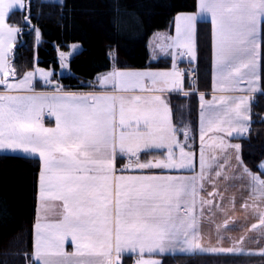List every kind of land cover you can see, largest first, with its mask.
<instances>
[{"label":"snow or ice","instance_id":"obj_1","mask_svg":"<svg viewBox=\"0 0 264 264\" xmlns=\"http://www.w3.org/2000/svg\"><path fill=\"white\" fill-rule=\"evenodd\" d=\"M25 8V0H0V151L39 158L30 264H121L125 254L135 264H160L151 257L241 253L243 237L228 248L201 246L200 218L213 201L201 199L200 193L206 181L215 186L216 178L229 179L225 165L209 156V150H234L238 178H247L249 198L264 202V161L259 174L254 173L243 162L241 145L229 140L249 131L251 104L262 91L264 0H197L195 13L175 17V36L156 45L171 56V70L114 67L97 76L86 93L60 85L35 92L36 75L46 88L52 83V73L39 68L9 82L16 77L10 56L22 28L9 25L6 18ZM30 8L28 0L25 26L30 25ZM205 17L211 22L212 98L199 96L197 157L191 124L179 109L177 126L165 96L189 95L177 61L185 55L189 63L196 60L194 35ZM33 30L39 42L41 33L29 28ZM59 58L61 68H67L64 54ZM109 58L114 60L111 53ZM45 115L54 117V127L44 126ZM142 154L151 158L142 160ZM118 160L126 163L118 167ZM259 225L264 226V211ZM68 242L71 252L65 251ZM248 254L264 257V249Z\"/></svg>","mask_w":264,"mask_h":264},{"label":"trees","instance_id":"obj_2","mask_svg":"<svg viewBox=\"0 0 264 264\" xmlns=\"http://www.w3.org/2000/svg\"><path fill=\"white\" fill-rule=\"evenodd\" d=\"M25 3L23 11L12 12L6 21L22 28L11 55L15 78L37 67L52 71L53 79L65 91L78 92L89 90L94 78L112 67L168 68L167 56L149 62L147 42L154 33L168 29L176 15L196 11V0H62V5L55 2V8L51 6L54 2L31 0L30 25L25 26L28 0ZM30 27L41 33L38 44ZM70 44H79L80 50L68 60L70 75L63 76L58 51H67ZM196 47L195 89L208 92L212 85L210 23L197 24ZM110 53L114 60L109 58ZM260 77L262 93L251 104L249 131L232 140L241 145L243 162L255 173H259L258 166L264 160V58ZM170 104L177 126V110L183 109L184 120L196 136L197 98L172 96ZM39 167L33 157L0 154V264H30ZM159 260L160 264H264V257L253 255H175ZM121 264H134V259L122 257Z\"/></svg>","mask_w":264,"mask_h":264},{"label":"crops","instance_id":"obj_3","mask_svg":"<svg viewBox=\"0 0 264 264\" xmlns=\"http://www.w3.org/2000/svg\"><path fill=\"white\" fill-rule=\"evenodd\" d=\"M197 3V0H196ZM26 4V3H25ZM14 11H23V10H13ZM197 11V9H196ZM195 11V12H196ZM11 12V13H12ZM193 12V13H195ZM10 13V14H11ZM9 14V15H10ZM177 16V15H176ZM175 16V17H176ZM9 17V16H8ZM6 18V21L8 19ZM174 19L170 23V26L168 29L156 32L154 33L150 39L147 42V48H148V54H149V62L155 63L165 55L161 54L159 50L156 48V45L159 43L164 42V38L166 37H174L175 36V23ZM199 22H208L211 25L210 17L201 18ZM198 22V23H199ZM197 28V26H196ZM211 41H212V34H211ZM149 42H151V47L149 48ZM194 44H195V50L196 47V32L194 35ZM166 63L168 64V68L165 69H145V70H151V71H168L171 70L172 67V60L171 56L166 57ZM196 64V60L193 62ZM114 67H112L109 71H106L104 73H101L97 76L105 75L111 71H113ZM117 69V68H116ZM117 70H123V69H117ZM50 72V70H49ZM51 87L46 88L44 86V82L40 79V77H35L33 80V86L35 92H44V91H54V83H57L53 79V72L51 71ZM260 73V69H259ZM60 75L66 76L70 75V72L67 70L64 73L60 72ZM97 76L94 78L92 83H90V89L87 91H81V92H89L93 90L92 84L96 81ZM23 78H15V79H9V82H17L19 79ZM211 79H212V62H211ZM59 85V83H57ZM187 81L184 77V90L185 92H188V96H195L197 98V101L199 103L198 105V116H197V135L195 136V145L197 148V157H198V149H199V111H200V100L199 96L201 94L205 95V98L207 100H211L212 98V85L211 90L208 92H198L195 88H189L187 86ZM246 86V85H243ZM261 87V86H260ZM96 88H99L98 83L96 84ZM1 91V90H0ZM260 93L255 94H261ZM237 95H240L237 93ZM172 96H181V97H188L183 95H178L176 93L171 94V96L166 95L165 98L170 101V97ZM171 105V104H170ZM43 123L45 127H54L55 126V119L54 117H49L48 115H45L43 118ZM248 132L244 133L243 136H233L229 138L230 143L237 144L235 142H232L233 139H239L241 137H244ZM0 154L3 155H12V156H22V157H30L26 156L20 152L12 153L9 151H0ZM209 156L216 155L219 159V162L221 164H224V174L229 177V179L225 180L222 177L216 178L215 180V186H213V183L211 181H206L204 185V190L200 193V198L204 200L212 199L213 206L211 210L209 208L205 207L203 210V216L200 218L199 223V243L201 246L205 249H211L216 247H232L235 242H238L243 237V242L239 244L238 246L243 250L241 253H234V254H223V253H210V252H197L194 254H181L177 252L176 254L167 253L162 256H175V255H249L248 253H256L259 252V250L264 249V226L259 225V215L261 211H264V202L262 201H253L249 198V189L247 187V178L239 179V169L237 168V162L235 160V151L229 150L226 154H220L218 151L209 150L208 152ZM39 161L38 157H33ZM151 157H148V155H141L142 160L150 159ZM264 161V160H263ZM126 163L125 160H118L117 165L118 167L123 166V164ZM260 165V164H259ZM197 170H199L197 168ZM255 173V172H254ZM259 174V173H257ZM214 177V172H213ZM37 188H38V182H37ZM209 192H215L216 195L214 197H209ZM245 203L249 204L250 207L244 208L242 207ZM256 204L257 207H251V205ZM199 209L197 210V214L199 215ZM225 222H227V226L225 227ZM35 223V222H34ZM256 224L258 227L253 230L252 225ZM65 251L71 252L72 246L70 242L66 243L65 245ZM159 254L153 255L154 259L159 260V257H162ZM253 256H260L258 254ZM123 257H132L130 254H125ZM133 258V257H132ZM145 258H149L147 254H145ZM55 259V258H53ZM134 259V258H133ZM160 261V260H159ZM135 264V259H134Z\"/></svg>","mask_w":264,"mask_h":264},{"label":"rangeland","instance_id":"obj_4","mask_svg":"<svg viewBox=\"0 0 264 264\" xmlns=\"http://www.w3.org/2000/svg\"><path fill=\"white\" fill-rule=\"evenodd\" d=\"M47 1H50V2H60V0H47ZM18 36V35H17ZM41 41V37H40V40H39V42ZM16 42H17V39H16ZM35 42H36V44H38L39 42H37V40H36V36H35ZM14 47H15V44H14V46H13V49H14ZM148 47L150 48L151 47V42H149V45H148ZM80 50V45L79 44H70L69 45V47H68V50L67 51H58V60H59V62H60V58H59V54L60 53H63L64 54V56L66 57V60H67V64H68V60L71 58V56L73 55V54H75L76 52H78ZM112 54V56H113V53H111ZM10 61H11V56H10ZM61 64V63H60ZM37 67H35V68H33L32 70H30V71H35V69H36ZM40 69V68H39ZM42 70H44V69H42ZM67 70V68H61L60 69V72L61 73H64L65 71ZM131 69H123V70H121V71H130ZM30 71H27V72H30ZM44 71H47V72H49V70H44ZM167 71V70H166ZM26 72V73H27ZM51 72V71H50ZM25 74H23L22 76H24ZM21 76V77H22ZM35 77H39L38 75H36ZM34 77V78H35ZM22 79V78H21ZM183 83H184V81H183ZM0 90L2 91L3 90V86L0 88ZM166 99V98H165ZM179 124H180V121H179ZM183 137H182V134H181V136H179L178 137V139H182Z\"/></svg>","mask_w":264,"mask_h":264},{"label":"built area","instance_id":"obj_5","mask_svg":"<svg viewBox=\"0 0 264 264\" xmlns=\"http://www.w3.org/2000/svg\"><path fill=\"white\" fill-rule=\"evenodd\" d=\"M190 58L186 55L182 58H179L177 63L178 67L185 73V78L191 88L194 87V85L197 82V71L194 68V63H189Z\"/></svg>","mask_w":264,"mask_h":264},{"label":"water","instance_id":"obj_6","mask_svg":"<svg viewBox=\"0 0 264 264\" xmlns=\"http://www.w3.org/2000/svg\"><path fill=\"white\" fill-rule=\"evenodd\" d=\"M58 85L57 83H54L53 86Z\"/></svg>","mask_w":264,"mask_h":264},{"label":"bare ground","instance_id":"obj_7","mask_svg":"<svg viewBox=\"0 0 264 264\" xmlns=\"http://www.w3.org/2000/svg\"><path fill=\"white\" fill-rule=\"evenodd\" d=\"M188 86V85H187Z\"/></svg>","mask_w":264,"mask_h":264}]
</instances>
